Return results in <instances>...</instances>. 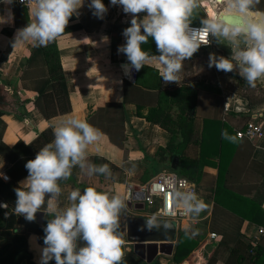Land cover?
I'll list each match as a JSON object with an SVG mask.
<instances>
[{
	"label": "crops",
	"instance_id": "1",
	"mask_svg": "<svg viewBox=\"0 0 264 264\" xmlns=\"http://www.w3.org/2000/svg\"><path fill=\"white\" fill-rule=\"evenodd\" d=\"M106 1L102 2L108 12L101 20L93 16L89 9L90 0H84V6L79 10V18L75 16L76 20L69 22L66 27L68 31L55 41L73 110L50 120L35 106L38 90L49 78L43 54L45 47H35L31 43L15 49L12 47L17 30L28 24L29 8L21 7L17 1L10 6L0 3V17H6L8 7H11L14 14V19L0 23V95L3 100L0 101V110L5 111L0 116V173L10 177V181L6 182L0 176V204L8 205L7 208L0 207V264H40L41 249L44 247L43 228L51 217L44 212H38L35 222H28L23 216H17L14 212L17 199L14 189L28 176L25 164L36 157L28 148L43 130L50 128L54 131L55 127L69 117L88 121L90 106L97 108L114 104L118 107V118H124L128 136L126 148L119 149L112 145L106 135L98 146L90 147L89 159L95 164H109L115 180H106L103 176L90 177L88 185L110 193L115 190L127 196L128 189H139L160 174L172 171L174 158L170 157L165 165L158 168L156 176L146 174L145 155L154 158L160 148L169 144L172 135L159 125L139 116L135 105L125 104L123 84L124 74L127 73L125 70L128 69L124 64L129 62L123 53H118V48L112 54L113 27L116 24L130 26L132 17L124 14L122 7L112 6L110 0ZM259 7L264 10V0ZM218 11L220 9L209 0L201 6L192 25L201 26L202 18H206V15L211 18ZM143 15L140 14L141 19ZM118 42V47L126 43L123 35ZM210 53L230 58L232 49L227 41L217 43L212 38L211 47L202 49L198 55L184 62L181 82L170 83L176 87L192 85L199 88L200 133L197 136L200 139L203 136L204 118L221 119L232 127L234 133L245 129L254 115H259L264 121V105L251 106L247 98L230 91L223 93V99H220L219 107L215 109L214 96H217L216 83L220 85V73L215 68L218 81L210 79ZM148 66L160 72L162 70L155 62ZM206 97H211V102ZM147 113L148 109L143 111L144 115ZM228 134L233 136L230 132ZM235 138V142L225 139L223 161L216 157H207L216 166L205 165L201 180L198 183L190 181L197 189V195L210 207L201 213L195 223L190 219L187 226L186 223L179 224L178 239L180 234L196 231L198 234L191 238L199 241L198 248L186 260L177 263L174 261L177 241L172 255L160 254L151 264H209L211 259H214V264H226L234 242L238 239L255 247L261 243L257 229L264 227V135L255 141ZM190 151H194L196 157L200 153V147L191 146ZM222 162L224 171L221 174L224 178L231 166L226 183L236 196L223 194L216 197ZM132 168H135V172L128 174L127 170ZM80 176L81 171L76 168L68 181L61 182L63 204L67 203L66 198L73 189L80 188L77 184ZM128 203L129 209L122 217L121 231H125L129 217L151 216L150 211H138L130 206L132 202L128 200ZM137 212L143 214L136 215ZM204 233L207 234V240L200 242L197 237ZM212 233L217 234L216 240L211 239ZM125 239L127 241L126 235ZM125 248L126 264H149L135 254L133 244L127 243ZM50 264H55V261Z\"/></svg>",
	"mask_w": 264,
	"mask_h": 264
},
{
	"label": "clouds",
	"instance_id": "2",
	"mask_svg": "<svg viewBox=\"0 0 264 264\" xmlns=\"http://www.w3.org/2000/svg\"><path fill=\"white\" fill-rule=\"evenodd\" d=\"M16 0H0L6 6ZM209 0H110L112 6L122 7L123 13L131 15L130 26L123 30L126 43L118 47L129 62L125 67L140 71L153 62L162 69L160 77L165 85L179 84L184 71V62L190 60L201 46H208L211 38L217 43L228 42L232 49L230 58L209 54L208 67L225 73L237 72L255 89L257 82L264 80V10L262 0H210L220 11L200 20V27H192L201 6ZM29 8L27 26L18 29L12 44L13 49L31 43L35 47H47L65 34L73 16L77 19L84 0H19ZM93 16L104 19L108 8L102 0H90ZM0 23L14 19L11 7ZM140 14H144L140 18ZM149 38L154 40L153 55L142 49ZM107 39V38H105ZM54 139L36 154L35 159L25 164L28 176L14 189L17 197L14 212L28 222H35L36 214L44 212L48 217L41 249L40 264H126L125 231H121L122 217L129 209L128 197L117 191L107 192L96 187L73 189L67 203L61 200L62 181H68L73 170L79 168L89 177L103 176L115 180L109 164L92 163L89 148L98 146L105 136L102 130L86 119L69 117L55 127ZM223 138L235 142L227 131ZM135 168L127 170L133 174ZM3 176V173H0ZM4 179H7L5 176ZM166 189L173 199L175 211L183 210L195 223L201 213L209 209L187 182L170 184ZM157 187H163L157 185ZM7 208V204H0ZM148 230L161 227V215L153 213L146 219ZM165 229L172 228L170 221H163ZM196 231L186 232L192 237ZM82 241L84 246H78Z\"/></svg>",
	"mask_w": 264,
	"mask_h": 264
},
{
	"label": "trees",
	"instance_id": "3",
	"mask_svg": "<svg viewBox=\"0 0 264 264\" xmlns=\"http://www.w3.org/2000/svg\"><path fill=\"white\" fill-rule=\"evenodd\" d=\"M102 1L107 2L106 0ZM75 20L76 18L73 16L69 22ZM127 27L129 25L119 24L113 27V55L118 48V39ZM67 31L68 29L66 28L65 32ZM142 49L151 54L157 53L155 42L151 38H149L148 43L142 45ZM43 54L49 78L39 88V96L35 100V106L47 120H50L71 113L73 107L56 42L49 47L43 48ZM238 79L240 86H243L244 89H252L240 76H238ZM258 85L259 82H257ZM123 92L125 104L135 105L139 116L145 118L150 123L159 125L172 135L169 144L166 147L160 148L154 158L147 154L145 155L144 164L146 166V174L151 173V177L157 175L158 168L161 165H165L168 158L178 157L180 162L176 173L180 177L198 183L201 180L205 165L216 166V163L207 160V157L208 159L210 157H216L223 161L225 138H223L222 133L227 131V133L230 132L232 133L231 135L237 137V132L234 133L232 127L223 123L221 119L212 117L203 119V136L200 139L197 136V133H200L198 129L200 122L199 88L192 85H183L180 87L173 86L172 84L165 85L160 77V71L154 67L146 65L138 71L134 83L124 80ZM1 98L2 96L0 95V101H3ZM247 99L251 106H258L264 100L262 96L254 98L251 94L247 95ZM219 104L220 99L216 97L215 109H218ZM117 109L118 107L114 104H107L97 108L90 106L88 122L102 130L112 145L119 149H125L128 136L123 123L124 118H118L119 111ZM146 109H148V113L144 115L143 111ZM4 112L0 110V116ZM53 132L50 128L43 130L30 143L28 149L34 154H37L42 147L53 141ZM208 135H210L209 138ZM191 146L200 147V153L196 157H194V151H190ZM90 161L93 163L92 159ZM170 162L171 160L168 162L169 165ZM223 168L222 162L220 166V177L216 187V197L219 198L223 194L236 196L228 188L226 183L231 166L225 178L221 174L224 171ZM89 178L88 175L81 172L80 178H77V184L81 190L89 187ZM97 189L102 190L100 188ZM198 246V240L188 235L180 234L175 249L174 261L177 263L183 262ZM209 264H214V259H211ZM226 264H264V242L262 241L255 247L238 239L234 242Z\"/></svg>",
	"mask_w": 264,
	"mask_h": 264
},
{
	"label": "built area",
	"instance_id": "4",
	"mask_svg": "<svg viewBox=\"0 0 264 264\" xmlns=\"http://www.w3.org/2000/svg\"><path fill=\"white\" fill-rule=\"evenodd\" d=\"M16 1L19 5L27 8L25 4L19 3V0ZM192 27L198 28L200 26L192 25ZM209 39L211 40L210 45H202L196 54H198L202 49L212 46V38L209 37ZM137 74L138 71H135L133 69L131 70L130 74H124V80L134 83L136 81ZM263 135L264 121L261 120V117L259 115H254L252 121L247 124L245 129L237 132V137L239 139H249L252 141L260 139ZM5 176L7 177V179H4ZM2 180L9 182L10 177L7 175H3ZM180 181L187 182V187L197 194V189L188 179L180 177L174 171H169L160 174L153 181H151L147 185L140 187L139 189H128L126 195L128 197V200L132 203H136L141 198L142 202H144L146 205V209L150 211V215H152L153 213H159L161 215V219L176 221L178 225H183V223H186L188 225L190 217L185 214L183 210H179L178 212L174 210L172 196L169 192L166 191V189L170 187V184H175ZM157 185H162L163 187H157ZM257 235L259 243L262 241L264 242V227H259L257 229ZM217 237V234H211V239L216 240Z\"/></svg>",
	"mask_w": 264,
	"mask_h": 264
},
{
	"label": "water",
	"instance_id": "5",
	"mask_svg": "<svg viewBox=\"0 0 264 264\" xmlns=\"http://www.w3.org/2000/svg\"><path fill=\"white\" fill-rule=\"evenodd\" d=\"M179 162L180 159L174 157L172 171L177 172ZM130 206L138 211H146V205L141 198L134 205L130 203ZM147 218L129 217L126 223V237L128 243L134 245L135 254L151 264L160 254L172 255L175 243L178 241V223L168 220L173 227L165 229L163 221L167 219H161V227L150 231L145 227ZM78 246L82 247L84 243L80 241Z\"/></svg>",
	"mask_w": 264,
	"mask_h": 264
},
{
	"label": "rangeland",
	"instance_id": "6",
	"mask_svg": "<svg viewBox=\"0 0 264 264\" xmlns=\"http://www.w3.org/2000/svg\"><path fill=\"white\" fill-rule=\"evenodd\" d=\"M218 56V55H217ZM211 73L209 74V77L211 80H216L218 81V74L215 73V67L211 68ZM216 71H218L216 69ZM220 73V85L218 83H216V90H217V96L214 97H219V99H223L222 95L225 91H230V92H234L239 96H243L245 98H247L248 94L253 95L254 98H258V96H262L264 99V80L262 81H258L259 85L255 88V89H244L243 86H240L239 84V79L238 76L239 74L237 72H232V73H225L223 71H219ZM219 85V87H218ZM224 90V91H223ZM207 99H209V101L211 102V97H206ZM206 99V101H207ZM264 105V100L261 104V106ZM147 210V209H146ZM129 213H131V211H129ZM127 214V213H125ZM143 213L141 212H137L136 215H142ZM187 226V224L185 225ZM181 233V232H180ZM200 242H202L201 240L204 239V241L207 240V234H201L197 237Z\"/></svg>",
	"mask_w": 264,
	"mask_h": 264
},
{
	"label": "bare ground",
	"instance_id": "7",
	"mask_svg": "<svg viewBox=\"0 0 264 264\" xmlns=\"http://www.w3.org/2000/svg\"><path fill=\"white\" fill-rule=\"evenodd\" d=\"M127 65V64H126ZM124 67H125V65H124ZM127 73H128V70H125Z\"/></svg>",
	"mask_w": 264,
	"mask_h": 264
}]
</instances>
